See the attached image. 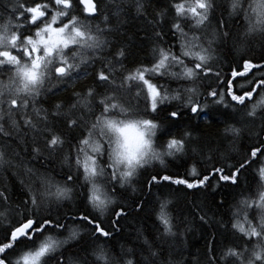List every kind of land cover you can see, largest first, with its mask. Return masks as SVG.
Segmentation results:
<instances>
[{"label": "snow or ice", "instance_id": "6c2138e0", "mask_svg": "<svg viewBox=\"0 0 264 264\" xmlns=\"http://www.w3.org/2000/svg\"><path fill=\"white\" fill-rule=\"evenodd\" d=\"M216 9V0H0V171L17 182L0 183V264H182L164 259V245L188 225L161 190L190 193L214 179L240 188L241 176L230 221H219L223 242L207 240L193 264H264V0H227L218 20ZM124 11L142 21L145 59L134 65L107 35ZM221 47L231 63L220 62ZM81 79L83 88L48 103ZM220 109L215 143L193 135V119ZM184 118L188 127H174ZM165 158L185 173L145 179L142 195L156 192L155 236L136 229L127 247L109 246L127 215L117 197Z\"/></svg>", "mask_w": 264, "mask_h": 264}, {"label": "trees", "instance_id": "16d2710c", "mask_svg": "<svg viewBox=\"0 0 264 264\" xmlns=\"http://www.w3.org/2000/svg\"><path fill=\"white\" fill-rule=\"evenodd\" d=\"M160 2L162 3L163 0H160ZM216 4L217 9L214 15L218 20L222 10L225 12V15H227V0H216ZM151 10V6H149V12H151ZM107 11L111 16V10L108 9ZM118 22L120 24L119 32L107 34L108 38L114 43L123 44L129 49V62L134 65L135 61L145 59L144 51L141 48L137 38L138 29L142 26V21L140 19L132 18L127 11H124L119 17V20L117 17H112L113 24ZM237 23L242 25L243 21L240 20L238 22L232 23L231 26L234 33L237 31ZM121 33L123 34L122 36ZM169 42H171V40H169ZM249 43L255 52L259 51V37L253 38L251 41H249ZM252 54L254 53H249V55ZM216 55L220 57L221 63H231L232 60L236 58L234 53L229 57L228 52H226L223 47H221L220 51H218ZM225 57L228 58L227 61H225ZM87 82V79L77 80L74 85H70L68 87L67 92H58L55 97H52L48 101V103L50 104L59 102L61 100H66L70 96L73 88H83ZM168 103L175 104L176 102L171 101ZM222 111L223 109H220L218 112H211L203 119H193L190 122V126L193 129V135L201 137V139L204 141L211 140L213 143H215L218 132L223 127V121L225 119L224 115L221 114ZM165 115V112H161L158 117V119L161 121L162 127L163 117ZM188 126L189 122L187 121V118H184V120L178 121L177 125L174 127L185 128ZM158 135H161V133H158ZM163 139H166V137ZM163 139L160 141L161 143L163 142ZM247 143L248 140L245 139L244 144L247 145ZM157 148L159 150L158 145ZM237 153L240 155L243 154V148L240 147V145H237L233 152L234 155ZM165 160L166 164L164 167H161L158 162L153 161V164L156 165L155 169H150L149 172H146L139 177L135 184V193H133L131 189H128V191L124 194L123 199L117 197V203L125 205L127 209V215L120 219L119 227L121 230L120 232L115 233L114 238L109 240V246H114L117 249H119L121 246L127 247L130 238L135 235L136 229L143 230L150 237L155 236L156 224L153 223L155 219L153 209L157 207L155 200L156 192L154 189V195L151 197L142 195V192L146 191L144 187L145 179L146 177H150V174L154 171H159L161 174H163L165 171L173 174L177 172L185 173V167L178 161H174L173 163L169 164L167 163V158H165ZM28 163L34 165L35 161H28ZM228 163L230 162H225L224 166L227 167ZM49 168L51 169V165H49ZM199 170L203 171V168ZM240 179V188H235L231 185L225 184L224 182L217 183L214 179L210 182L207 189L193 190L190 193L187 189L183 188L174 192L169 188H164L161 190V192L166 194L171 192L173 203L170 205V209L173 215L179 216L180 220L183 221L184 224L188 225L183 237H177L175 240H170L169 243L164 245L165 260L171 258L181 261L182 264L183 262H186V264H193L194 257L207 250V240L211 239L215 235L217 244L223 242L224 233L219 226V221L222 217L230 221V208L239 197L240 189L246 187L245 177L241 176ZM0 183H8L9 186H14L17 182L11 173L0 171ZM16 191H19L18 187L16 188ZM141 200L146 201L145 207L142 212H137L134 207V202H140ZM220 201L224 202V207L222 209H217L216 205ZM75 204L79 205L81 209L84 207L82 201L80 200H76ZM198 212L208 217L207 223L200 220ZM102 223L104 227L108 228L110 231H114L111 227L112 220L110 216L106 215ZM0 235H2V233H0ZM82 235L85 240L88 239L87 235L83 233ZM72 250L76 251L75 248Z\"/></svg>", "mask_w": 264, "mask_h": 264}]
</instances>
